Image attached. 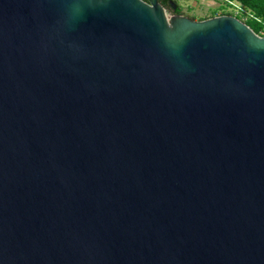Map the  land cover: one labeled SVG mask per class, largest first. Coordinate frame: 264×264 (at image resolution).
I'll return each mask as SVG.
<instances>
[{"label": "water", "instance_id": "obj_1", "mask_svg": "<svg viewBox=\"0 0 264 264\" xmlns=\"http://www.w3.org/2000/svg\"><path fill=\"white\" fill-rule=\"evenodd\" d=\"M0 264H264V35L0 0Z\"/></svg>", "mask_w": 264, "mask_h": 264}, {"label": "rangeland", "instance_id": "obj_2", "mask_svg": "<svg viewBox=\"0 0 264 264\" xmlns=\"http://www.w3.org/2000/svg\"><path fill=\"white\" fill-rule=\"evenodd\" d=\"M176 3L182 12V15L187 16L194 21H203L213 17L216 15L222 16L224 13H232L238 19L243 21L245 20V16L241 11L240 4L235 2L234 6H226L228 4L227 0H171ZM166 8L167 11L174 14L173 8ZM237 7V8H236ZM230 16V15H229ZM241 16V17H240ZM243 18V19H241Z\"/></svg>", "mask_w": 264, "mask_h": 264}, {"label": "trees", "instance_id": "obj_3", "mask_svg": "<svg viewBox=\"0 0 264 264\" xmlns=\"http://www.w3.org/2000/svg\"><path fill=\"white\" fill-rule=\"evenodd\" d=\"M227 2L228 4L226 6H230V7L234 6L235 2L240 4V8L241 11L243 12V15H246L244 23H246L256 34L264 35V0H227ZM161 3L165 8L168 7L167 0H161ZM176 6L177 8L176 10H174V14L182 15L180 7L177 4ZM169 7L171 8V5ZM222 15H233V14L224 13Z\"/></svg>", "mask_w": 264, "mask_h": 264}, {"label": "flooded vegetation", "instance_id": "obj_4", "mask_svg": "<svg viewBox=\"0 0 264 264\" xmlns=\"http://www.w3.org/2000/svg\"><path fill=\"white\" fill-rule=\"evenodd\" d=\"M171 0H167L168 5H170Z\"/></svg>", "mask_w": 264, "mask_h": 264}, {"label": "built area", "instance_id": "obj_5", "mask_svg": "<svg viewBox=\"0 0 264 264\" xmlns=\"http://www.w3.org/2000/svg\"><path fill=\"white\" fill-rule=\"evenodd\" d=\"M235 5V4H234ZM236 6V5H235ZM237 8V7H236ZM218 16H220V15H218ZM223 16V15H222ZM216 17H217V15H216Z\"/></svg>", "mask_w": 264, "mask_h": 264}]
</instances>
